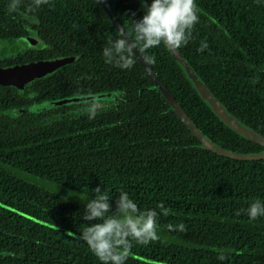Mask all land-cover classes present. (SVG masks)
I'll return each instance as SVG.
<instances>
[{"label":"trees","instance_id":"trees-1","mask_svg":"<svg viewBox=\"0 0 264 264\" xmlns=\"http://www.w3.org/2000/svg\"><path fill=\"white\" fill-rule=\"evenodd\" d=\"M109 2L134 39L132 20L143 17L144 5ZM195 2L199 22L179 50L228 112L264 137V0ZM11 3L0 0V68L63 61L27 94L0 86V264H102L79 238L97 187L108 190L113 213L126 191L158 214L161 239L131 249L148 261L129 256L125 264H264V216L247 214L253 201L264 202V159L205 149L135 56L130 69L105 63L103 48L120 33L102 3L48 0L29 12L33 0H20L9 12ZM34 35L35 48L26 42ZM140 53L155 56L149 65L212 142L264 151L220 120L170 50ZM104 93L118 95L100 101L92 119L85 103L31 109Z\"/></svg>","mask_w":264,"mask_h":264},{"label":"clouds","instance_id":"clouds-1","mask_svg":"<svg viewBox=\"0 0 264 264\" xmlns=\"http://www.w3.org/2000/svg\"><path fill=\"white\" fill-rule=\"evenodd\" d=\"M102 2L104 0H96L97 5ZM47 3L48 0H33L28 11ZM140 3L143 6L146 0H140ZM19 5L20 0H12L9 12L15 11ZM198 22V6L195 0H151L143 17L132 20L131 33H134V39L127 30H118L120 35L114 40H108L102 51L105 63L130 69L135 63L133 49L146 52L163 45L166 49L175 51L189 42L192 29ZM203 48H207V44H202L200 50ZM144 60L148 64L156 62L155 56H145ZM84 103L87 105L85 111L89 113V119L94 118L97 109L103 106L95 96L90 100L86 99ZM93 192L94 198L86 201L83 213V219L90 223L83 227L79 238L86 242L102 264H125L131 254L133 242L147 245L161 239L157 233L158 214L155 210H141L128 192L121 191L116 198V210L113 213L110 203L112 197L108 190L102 191L97 187ZM158 207L163 210V203ZM247 214L253 221L264 216V202L259 199L253 201ZM167 227L170 230L173 228L172 225ZM178 228L181 232L186 231L182 223ZM218 259L225 260V254L221 252Z\"/></svg>","mask_w":264,"mask_h":264},{"label":"water","instance_id":"water-1","mask_svg":"<svg viewBox=\"0 0 264 264\" xmlns=\"http://www.w3.org/2000/svg\"><path fill=\"white\" fill-rule=\"evenodd\" d=\"M110 20L113 22L117 30L124 31L122 24L120 23L116 13L113 10L109 0L102 2ZM148 6L147 2L144 8ZM119 31V33H120ZM134 56L137 58L139 63L144 67L150 78L155 82L157 87L162 91L168 102L170 103L173 111L178 117L186 124V126L192 131V133L202 142L205 149L217 153L221 156L229 157L236 160H262L264 159V151L259 153L243 154L227 150L206 137L202 131L196 126V124L187 115L181 105L178 103L176 98L172 95L168 87L160 79L159 75L153 70V68L145 62L144 57L138 49H133ZM175 59L182 66L186 72L188 79L192 83L193 87L197 90L203 100L211 107L214 113L224 121L230 128L236 131L238 134L243 135L250 141L259 143L264 146V137L256 133L252 129L243 125L233 115H231L224 105L215 97V95L209 90L202 78L194 71L191 64L186 60L179 49L171 51ZM62 59L44 60L38 62L27 63L22 66H11L0 68V86H12L17 88L23 94H27L31 89L32 83L44 78L47 74L55 71L60 67ZM118 94L104 93L99 95H89L75 98H68L58 101H51L45 104L34 106L32 111L44 110L48 107L53 108L57 106H63L74 103H84V101L90 100L92 96L102 100H114ZM129 256L139 258L148 261L145 258H140L130 254ZM166 264V263H164Z\"/></svg>","mask_w":264,"mask_h":264},{"label":"flooded vegetation","instance_id":"flooded-vegetation-1","mask_svg":"<svg viewBox=\"0 0 264 264\" xmlns=\"http://www.w3.org/2000/svg\"><path fill=\"white\" fill-rule=\"evenodd\" d=\"M37 40L38 39L34 35V36L30 37L28 40H26V42H28L29 44L32 43V46L31 47H34L35 48ZM1 47H2V40L0 38V55H1ZM20 66H22V65H20Z\"/></svg>","mask_w":264,"mask_h":264},{"label":"rangeland","instance_id":"rangeland-1","mask_svg":"<svg viewBox=\"0 0 264 264\" xmlns=\"http://www.w3.org/2000/svg\"><path fill=\"white\" fill-rule=\"evenodd\" d=\"M28 45H31V44H28ZM28 45L24 44V47H27ZM102 101H103V103H105V102L110 101V100H102ZM50 110H53V108L48 107V108H46V109H44V110H42V111H43V112H48V111H50Z\"/></svg>","mask_w":264,"mask_h":264}]
</instances>
